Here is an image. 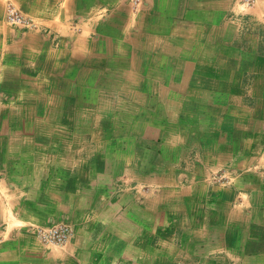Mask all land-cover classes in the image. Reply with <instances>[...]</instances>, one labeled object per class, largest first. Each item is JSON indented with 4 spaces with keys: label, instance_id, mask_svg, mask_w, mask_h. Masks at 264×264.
Segmentation results:
<instances>
[{
    "label": "crops",
    "instance_id": "obj_1",
    "mask_svg": "<svg viewBox=\"0 0 264 264\" xmlns=\"http://www.w3.org/2000/svg\"><path fill=\"white\" fill-rule=\"evenodd\" d=\"M0 264H264V0H0Z\"/></svg>",
    "mask_w": 264,
    "mask_h": 264
},
{
    "label": "built area",
    "instance_id": "obj_2",
    "mask_svg": "<svg viewBox=\"0 0 264 264\" xmlns=\"http://www.w3.org/2000/svg\"><path fill=\"white\" fill-rule=\"evenodd\" d=\"M135 5L141 3V0H131ZM246 3H250L251 0H245ZM5 21L11 27L20 29L22 31H28L35 28L33 21L23 15L13 4L6 3L5 6ZM39 237L43 240L62 244L69 235V229L66 225L50 226L48 228L39 229Z\"/></svg>",
    "mask_w": 264,
    "mask_h": 264
},
{
    "label": "rangeland",
    "instance_id": "obj_3",
    "mask_svg": "<svg viewBox=\"0 0 264 264\" xmlns=\"http://www.w3.org/2000/svg\"><path fill=\"white\" fill-rule=\"evenodd\" d=\"M61 226V225H66V224H64V223H54V224H51V225H49V226H44L43 228H37L36 229V233L39 235V229H44V228H48V227H50V226ZM67 226V225H66ZM68 227V226H67ZM68 229H69V234H70V228L68 227ZM68 237H69V235H68ZM68 237L66 238V240L62 243V244H57V243H55V242H50V241H46V240H43L41 237H39V240H40V242L41 243H43V244H45V245H47V247H48V249H50V248H57V249H59V247L60 246H63V245H65V243H66V241L68 240ZM123 256V255H122Z\"/></svg>",
    "mask_w": 264,
    "mask_h": 264
}]
</instances>
